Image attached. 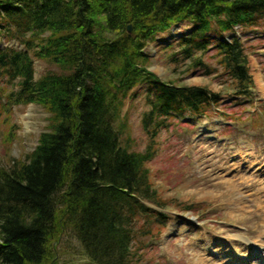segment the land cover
I'll list each match as a JSON object with an SVG mask.
<instances>
[{"label":"trees","instance_id":"obj_1","mask_svg":"<svg viewBox=\"0 0 264 264\" xmlns=\"http://www.w3.org/2000/svg\"><path fill=\"white\" fill-rule=\"evenodd\" d=\"M261 21L264 0H0V40L22 46H0V78L13 85L0 113L29 103L48 113L35 148L0 166V264H61L56 254L67 232L89 264H140L141 239L168 220L146 169L155 137L171 117L200 115L219 101L206 87L162 81L144 50L185 23L191 28L179 35L175 55L198 67L204 63L194 54L214 49L242 95L252 79L235 29ZM35 57L58 71L35 78ZM140 86L150 144L138 152L121 140L123 106Z\"/></svg>","mask_w":264,"mask_h":264},{"label":"rangeland","instance_id":"obj_2","mask_svg":"<svg viewBox=\"0 0 264 264\" xmlns=\"http://www.w3.org/2000/svg\"><path fill=\"white\" fill-rule=\"evenodd\" d=\"M190 28L178 23L158 34L144 50L148 53L147 68L167 83L206 87L219 95V101L200 115L171 117L168 126H162L155 137L156 152L147 161L146 169L150 184L165 203L161 212L168 214V220L160 233L141 239L144 248L139 263L221 264L223 256L230 262L237 260L234 264H259L264 261V251L253 245L262 232L260 220L264 213L255 210L254 214L236 216L230 203L236 194L223 181L235 174L232 167L241 155H253L264 166V97L259 89V81L264 87V21L257 27L235 29L234 35L240 38L247 57V64L242 66L252 79V85L242 95L234 90L236 82L221 68L214 49L193 56L201 58L208 68L195 66L183 54L175 55L179 52L176 46L179 35ZM224 36L232 38L231 34ZM1 45L22 49L14 40H0ZM33 67L35 78L58 71L56 66L36 57ZM12 89L8 79L0 78V105L7 104L6 97ZM123 107L127 126L121 141L132 151H145L150 140L141 124L142 114L149 109L144 87L134 89ZM9 114L0 113V166L4 167L12 164L13 157L24 159L48 125V113L40 105L12 104ZM229 164V170H224ZM255 167L247 175L255 172ZM259 178L264 181L260 175ZM186 205L193 208L184 210ZM214 239L222 243L210 249ZM134 245L137 247L136 242ZM253 248L257 251L255 256ZM56 255L61 264L90 262L71 232L66 233ZM54 262L58 263L57 257Z\"/></svg>","mask_w":264,"mask_h":264},{"label":"bare ground","instance_id":"obj_3","mask_svg":"<svg viewBox=\"0 0 264 264\" xmlns=\"http://www.w3.org/2000/svg\"><path fill=\"white\" fill-rule=\"evenodd\" d=\"M259 89L261 90V94L264 97V87H262L261 81H259ZM254 165L256 166L255 172L247 175V172H249V170H251L250 168ZM230 167L231 164L225 166L224 170L228 171ZM240 167H245L246 169L240 170ZM232 169L235 170V174L230 176V178H225L223 181L226 187L229 190L234 191L236 194L235 197H232L230 200V203L233 205L232 212H234L236 216H242L245 213H253L255 210H260L264 213V181L259 178L260 175V177H263L264 179V166H260L259 161L253 155H241L238 157V160L235 162V166L232 167ZM256 175H258V178H255ZM252 207L253 210L251 209ZM260 221L263 223V225H260L263 226V229L261 230L262 232L258 234L253 246L264 251V216L261 217ZM221 243V241L214 239L213 243L209 247L210 249H213L212 246L220 245ZM232 246L237 248V244H233ZM203 249L208 250L207 248ZM256 253V249L253 248L252 256H255ZM221 257V264H234V261H237L233 259L230 262L228 259H223V256ZM258 263L264 264V261H260Z\"/></svg>","mask_w":264,"mask_h":264},{"label":"water","instance_id":"obj_4","mask_svg":"<svg viewBox=\"0 0 264 264\" xmlns=\"http://www.w3.org/2000/svg\"><path fill=\"white\" fill-rule=\"evenodd\" d=\"M127 29L129 32H131L130 25L127 26Z\"/></svg>","mask_w":264,"mask_h":264}]
</instances>
